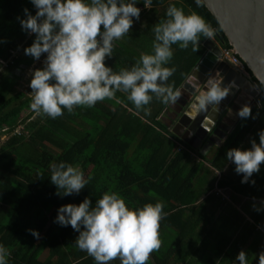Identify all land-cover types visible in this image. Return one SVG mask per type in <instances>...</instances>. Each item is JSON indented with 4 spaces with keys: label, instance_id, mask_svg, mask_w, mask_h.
Here are the masks:
<instances>
[{
    "label": "trees",
    "instance_id": "16d2710c",
    "mask_svg": "<svg viewBox=\"0 0 264 264\" xmlns=\"http://www.w3.org/2000/svg\"><path fill=\"white\" fill-rule=\"evenodd\" d=\"M172 2L186 13L194 10L204 17L217 29L215 36L222 46L231 47L204 3L197 6L195 0ZM137 6L142 11L140 19L134 20L130 37L115 41L113 56L106 60L114 71L130 67L141 52L151 51L152 27L164 18L168 0H153L152 9L144 8L142 0ZM25 7L35 14L31 0H0V62L7 61L0 63V242L10 248L8 264H85L93 259L76 246L78 232L70 225L64 227L53 221L59 206L78 204L85 196H91L94 204L108 190L120 192L132 206L158 199L165 202L168 215L161 221L160 236L165 253L170 259L174 256L176 263L183 259L185 264H195L197 255L207 258L208 264H233L235 256L244 249L249 264H257L258 254L264 250V233L260 238L257 229V223L264 220V207L252 211L251 219L245 216L251 213L249 207L243 211L234 207L231 223L223 219L230 214L218 212L226 200L212 190L215 186L230 188L236 194L264 200V162L259 172L250 177L254 184L241 183L243 174L223 173L216 185L212 181L202 185V173L209 168L206 162L223 170L230 162L226 159L228 149L242 148L247 139L259 142L258 130L264 129V107H258V103L264 104V91L260 90L256 104L251 105L253 115L259 114L256 119L240 117L224 142L206 153L181 140L166 125L161 114L167 113L169 105L155 97L145 106L150 109L148 114L137 112L126 99L127 94L118 91L116 95L122 103L115 99L98 101L94 107L78 106L73 112L65 110L62 116L52 119L30 109L29 86L18 88L27 70L43 67L39 60L24 53L35 38L34 33L22 31L17 19L24 18ZM205 40L201 37L197 52L192 51L191 44L187 49L173 45L169 66L174 64L176 72L169 82H174L175 87L181 85L205 52ZM43 58L45 54L40 60ZM179 145L184 147L178 148ZM192 152L200 159L193 157ZM59 161L79 165L86 177L91 175V181L79 194H57H62L63 189H57L50 181V164ZM197 205L206 213L202 215ZM29 229L38 230L39 238ZM209 236L214 238L213 243L207 242ZM254 238L256 241L250 242ZM251 245L257 253L250 249ZM42 254L46 256L39 260Z\"/></svg>",
    "mask_w": 264,
    "mask_h": 264
},
{
    "label": "clouds",
    "instance_id": "9594fccd",
    "mask_svg": "<svg viewBox=\"0 0 264 264\" xmlns=\"http://www.w3.org/2000/svg\"><path fill=\"white\" fill-rule=\"evenodd\" d=\"M141 0H31L36 12L33 15L27 7L24 18L17 17L22 31L35 34L30 46L24 48L25 55L39 60L46 54L43 67L30 69V109L38 114L55 119L64 111L73 112L75 107H94L98 101L113 100L122 103L116 93H126L137 112L146 114L145 107L155 97L165 105L176 104L182 95L181 88L169 82L176 72V66H169L173 45L197 52L201 37L215 39L214 29L204 17L192 10L185 12L168 0L164 18L153 24L151 51L141 52L139 59L130 67L114 71L106 60L113 56L114 42L130 37L134 20L140 19L142 9L137 6ZM144 8L152 9L153 0H142ZM201 6L204 0H195ZM102 26V27H101ZM222 45L216 38L215 40ZM206 50V49H205ZM2 63V62H0ZM2 68V67H0ZM197 86L189 104L191 118L201 112H219L221 101L233 87L235 80L224 84L219 70ZM264 91V80L253 85ZM258 107H264L259 104ZM241 118L256 119L252 106L245 102L236 112ZM206 115L204 117V120ZM212 120V119H211ZM214 121V120H212ZM202 126L207 130V126ZM259 142L250 141L251 147H233L226 151V159L235 164V172L243 174L241 183L251 182L253 173L260 170L264 162V129L258 130ZM224 138L220 139L223 143ZM218 146V145H217ZM50 181L63 189L60 195L79 194L89 184L91 175L85 176L79 165L66 161L50 164ZM223 189V188H221ZM163 200L132 206L118 191L108 190L93 201L85 196L80 203H67L58 207L54 223L71 226L79 233L76 246L91 256L96 264H109L119 258L120 264H148L153 252L161 247V221L168 213ZM256 211L264 207L253 205ZM260 232L264 229L257 225ZM39 238L36 229H29ZM10 248L0 242V264H8ZM249 264L248 253L241 249L233 264ZM257 264H264V250L258 254Z\"/></svg>",
    "mask_w": 264,
    "mask_h": 264
},
{
    "label": "water",
    "instance_id": "95a60500",
    "mask_svg": "<svg viewBox=\"0 0 264 264\" xmlns=\"http://www.w3.org/2000/svg\"><path fill=\"white\" fill-rule=\"evenodd\" d=\"M204 4L218 20L231 47L252 72L254 79L258 82L264 80V0H204ZM203 45L206 53L212 50L221 55V46L215 39L206 38ZM217 70L224 76V84L235 80L238 87H233L230 94L223 99L228 105L227 109L222 116L223 119L216 124L211 133L201 125L204 117L211 112L210 107L208 112H201L192 119L189 113L191 109H184L186 101H182L169 104L165 114L169 116H167L169 119L165 120L166 125L195 149L200 146L208 147L211 141L219 144L220 139L225 138L232 130L231 127L228 129L224 122L222 123L228 117L229 107H241L242 105L237 103L238 98H247L246 100L251 101V98H256L260 92L258 87H253L258 83L246 78L233 63L222 60L218 63ZM204 77L198 69H194L187 79L193 80L198 86ZM239 118L235 121L234 127Z\"/></svg>",
    "mask_w": 264,
    "mask_h": 264
},
{
    "label": "rangeland",
    "instance_id": "374dc122",
    "mask_svg": "<svg viewBox=\"0 0 264 264\" xmlns=\"http://www.w3.org/2000/svg\"><path fill=\"white\" fill-rule=\"evenodd\" d=\"M215 38L218 39V37L215 36ZM46 56V54H45ZM203 56V55H202ZM201 56V58H202ZM43 59H39V63H43ZM199 61V60H198ZM198 61L196 62V64L194 65V67L191 69L190 73L188 75H191L192 71L194 69H196V65L198 64ZM216 71V70H215ZM215 71L212 72V74L214 75L215 74ZM30 70H27L25 73H24V77L23 79L21 80L20 82V86H18L19 89H24V88H27L29 86V81H30ZM189 76H187L184 81L181 83V85L178 87V88H181V90L183 91L182 95L178 98V101L177 103H181L182 101H186L185 104H184V109H187L189 108V104L191 103L192 101V98L195 94V90L197 88V84L193 82V80L191 79H187ZM207 78V76L205 75L204 79L200 81V83H203V81ZM199 83V86H202L200 85ZM190 90H192L193 92H191ZM191 94V97L189 98V95ZM249 97H251L250 95H248ZM258 97V96H257ZM256 97V98H257ZM189 98V100H187ZM247 99V98H246ZM245 99V100H246ZM255 99V98H253ZM243 99L241 98H238L237 99V103L240 104ZM248 101V100H247ZM250 103V102H249ZM172 110V109H171ZM228 111V114L230 115V108L227 110ZM168 115H165V114H161V119L162 120H168L169 116L167 117ZM232 116H234V121L237 120L239 118V116L236 115V113L232 114ZM230 117V116H229ZM221 119H223L222 117H220L218 120H216V122L214 123V126L210 129V130H207L208 133H211L213 128L216 126V124L219 123V121H221ZM170 128V127H169ZM171 129V128H170ZM172 130V129H171ZM179 137V136H178ZM180 138V137H179ZM182 140V139H181ZM211 144L212 145H217L215 142H212L211 141ZM251 147V143L250 141L247 139V141L245 142L244 146L242 147L243 149H247V148H250ZM202 146H200L198 149H200ZM206 148V151L207 150V146L206 147H203V149ZM202 149V151H204ZM205 152V151H204ZM195 158H199L198 156H194ZM211 168V167H210ZM216 169V168H215ZM214 168L210 169V170H205L203 171L202 173V180L205 181V183H203L202 185H206V184H209V181H212L215 185H216V180L220 177V172L216 171ZM235 164L232 163L230 166L227 165V168H225V170L223 171V173H226V174H231L233 176H238L240 174H237L235 172ZM197 186H201V185H197ZM214 192H217L219 193V195H221L222 197H224L226 200H227V205L231 206V203L232 202V206L236 207V208H239L243 211V209H245L246 207H249V209L251 210V213H245L244 215L247 217V219H251L253 218V212L255 210V208L253 207V205H257V206H260L261 205V200L259 199H254V198H251V197H248V196H245V195H242V194H236L234 193V196H233V191L229 188H219L217 186H215V188L212 190ZM211 192V191H210ZM197 209L199 208V205H197L196 207ZM202 209V208H201ZM228 210V208L226 209ZM245 211V210H244ZM261 223H257V225H260V227H262L264 229V220L263 221H260ZM264 233V232H263ZM252 241H256V239H252L250 242ZM207 242H214V238L212 236H209L208 239H207ZM163 244V243H162ZM210 249V248H209ZM250 249H255V253H257L258 251L256 250L257 248H255L253 245H251V248ZM47 251V250H46ZM166 251V247L161 245V247L159 248L158 251H155L151 254L150 256V259L148 261V264H185L186 263V260H183V259H179L178 262L176 263L175 259L174 261H169V257L167 256V254L165 253ZM208 254V253H206ZM195 256V264H208V260L207 258H198L197 255H194ZM190 257V256H188ZM153 263H152V262ZM109 264H120V260L119 258L118 259H114L112 261L109 262Z\"/></svg>",
    "mask_w": 264,
    "mask_h": 264
},
{
    "label": "built area",
    "instance_id": "2783aa9c",
    "mask_svg": "<svg viewBox=\"0 0 264 264\" xmlns=\"http://www.w3.org/2000/svg\"><path fill=\"white\" fill-rule=\"evenodd\" d=\"M221 51H222L221 55L216 54L212 50H208L207 53L204 52L202 58L199 59L198 64L196 65L195 68L198 69L205 76L210 70L212 72H214L220 61L227 60L228 62L233 63L236 66V68L238 69V71L242 72L246 78H249L250 80L253 79L252 78V76H253L252 72L247 68V66L241 60L239 55L235 52L233 47H224L221 45ZM206 58H208V62L203 63ZM2 63L6 64L7 61L2 60ZM259 90L260 89H258V91ZM258 95H259V93H258ZM227 106L228 105L226 104V102L224 100H222L220 105H219L220 111L219 112H212L211 111L208 114L209 117H206V120L203 122L207 126V130H210L214 126V123L216 122V120H218L220 117L223 116ZM211 119L214 121H212ZM177 142L181 143L179 141H177ZM181 147H184V146L179 145L178 148H181Z\"/></svg>",
    "mask_w": 264,
    "mask_h": 264
},
{
    "label": "crops",
    "instance_id": "0c3cea01",
    "mask_svg": "<svg viewBox=\"0 0 264 264\" xmlns=\"http://www.w3.org/2000/svg\"><path fill=\"white\" fill-rule=\"evenodd\" d=\"M215 40H216V38H215ZM250 104H252V105H255L256 104V98L255 99H253V97L251 98V101H250ZM230 108V115L228 114V117L225 119V121L223 120L222 121V123L224 122L225 124H231V125H228V127L230 126L231 127V129H233V127H234V123H235V121H234V116H232V114H234V113H236L237 111H238V107L237 106H234V107H229ZM230 116V117H229ZM229 127V128H230ZM228 128V129H229ZM232 131V130H231ZM228 135V134H227ZM227 135L225 136V138L227 137ZM225 138H224V140H225ZM224 140H223V142H224ZM222 143H219V144H217V145H221ZM214 145H212V144H210L209 146H208V148H207V150L208 151H210L211 150V148L213 147ZM202 149H203V147H201L200 148V151H202ZM204 151H205V153L206 152H208V151H206V148H204L203 149ZM204 151H202V152H204ZM192 154H193V157L196 155L195 153H193L192 152ZM198 159H200V158H198ZM233 162H229L227 165L228 166H230L231 164H232ZM206 164L209 166V168L207 169V170H210V169H212L213 167H211L210 166V164L209 163H207L206 162ZM227 165L224 167V169L223 170H219V169H215L216 171H218V172H220V175L219 176H221V174H223V171L225 170V168H227ZM211 167V168H210ZM206 170V171H207ZM205 171V170H204ZM232 174V173H231ZM230 189V188H229ZM233 194V196H234V192L232 193ZM224 199V201L226 200L225 198H223ZM214 202H220L218 199H215L214 200ZM227 200H226V202H224L223 203V205L222 206H220V207H218L219 209H218V212H220L221 211V213L223 214V213H225L226 215H229V216H227V217H224L223 219L224 220H227L228 222L230 221L231 223L232 222H234V218H233V215H234V206H232V202H230L231 203V206H229V205H227ZM209 206L210 207H212V205L211 204H209ZM202 207H199L198 208V210L201 212V214L203 215L204 214V212L206 213V211L202 208ZM228 208V210H226ZM236 208V207H235ZM212 210V209H211ZM263 221V220H262ZM200 222V221H199ZM204 231V234L203 235H205L206 234V230H203ZM263 237V233H261L260 232V238H262ZM162 245V244H161ZM204 245V244H203ZM202 245V246H203ZM192 248V247H191ZM44 253H46V251L44 252ZM192 253L193 252H191L190 251V253L188 252V255L190 256V259H191V255H192ZM187 255V256H188ZM45 256H46V254H42V255H40V257H39V260H43L44 258H45ZM85 260H87V259H85ZM93 259H88L86 262H85V264H90V261L91 262H93L94 263V261H92ZM82 261V260H81ZM169 261L171 262V261H174V256L172 257V259H170L169 258ZM152 262V261H151ZM153 263V262H152ZM74 264V263H73Z\"/></svg>",
    "mask_w": 264,
    "mask_h": 264
},
{
    "label": "flooded vegetation",
    "instance_id": "af4514ba",
    "mask_svg": "<svg viewBox=\"0 0 264 264\" xmlns=\"http://www.w3.org/2000/svg\"><path fill=\"white\" fill-rule=\"evenodd\" d=\"M252 80H253V79H252ZM241 99H242V98H241ZM242 101H243V102H241L240 105H243L245 102H248V103L250 102V101H247V100H245V99H243ZM251 105H252V104H251ZM237 107H238V109L240 108V106H237ZM228 125H231V124H230V123H229V124H226L227 127H228ZM229 127H230V126H229ZM229 127H228V128H229Z\"/></svg>",
    "mask_w": 264,
    "mask_h": 264
},
{
    "label": "bare ground",
    "instance_id": "6f19581e",
    "mask_svg": "<svg viewBox=\"0 0 264 264\" xmlns=\"http://www.w3.org/2000/svg\"><path fill=\"white\" fill-rule=\"evenodd\" d=\"M207 62H208V58H206V59L204 60L203 63H207ZM226 104H227V103H226ZM226 109H227V108H226ZM207 115H208V114H207ZM205 120H206V118H205ZM205 120H204V121H205ZM204 121H203V122H204Z\"/></svg>",
    "mask_w": 264,
    "mask_h": 264
}]
</instances>
